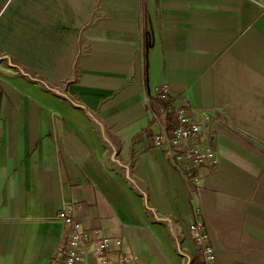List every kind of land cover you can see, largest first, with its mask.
I'll list each match as a JSON object with an SVG mask.
<instances>
[{
    "label": "crops",
    "instance_id": "1",
    "mask_svg": "<svg viewBox=\"0 0 264 264\" xmlns=\"http://www.w3.org/2000/svg\"><path fill=\"white\" fill-rule=\"evenodd\" d=\"M164 82L213 109L194 193L153 142ZM65 202L132 264H199L195 209L213 264H264V0H0V264H48Z\"/></svg>",
    "mask_w": 264,
    "mask_h": 264
},
{
    "label": "built area",
    "instance_id": "2",
    "mask_svg": "<svg viewBox=\"0 0 264 264\" xmlns=\"http://www.w3.org/2000/svg\"><path fill=\"white\" fill-rule=\"evenodd\" d=\"M171 89L166 82L155 86L146 97L152 118L159 127L153 142L161 148L175 170L194 193L197 168L216 165L219 161L215 145L213 109L170 101ZM64 225L63 238L56 255L48 264H132L129 254L118 253L122 242L118 238L100 236L86 229L76 214L75 206L65 202L57 213ZM193 241L201 252L199 264H213L214 248L209 234L197 220V210L188 223Z\"/></svg>",
    "mask_w": 264,
    "mask_h": 264
},
{
    "label": "rangeland",
    "instance_id": "3",
    "mask_svg": "<svg viewBox=\"0 0 264 264\" xmlns=\"http://www.w3.org/2000/svg\"><path fill=\"white\" fill-rule=\"evenodd\" d=\"M197 263H198V261H197ZM183 264H187V259L186 258L183 259Z\"/></svg>",
    "mask_w": 264,
    "mask_h": 264
},
{
    "label": "water",
    "instance_id": "4",
    "mask_svg": "<svg viewBox=\"0 0 264 264\" xmlns=\"http://www.w3.org/2000/svg\"><path fill=\"white\" fill-rule=\"evenodd\" d=\"M149 45V42H146V47Z\"/></svg>",
    "mask_w": 264,
    "mask_h": 264
}]
</instances>
